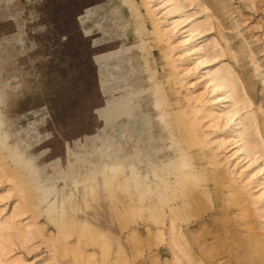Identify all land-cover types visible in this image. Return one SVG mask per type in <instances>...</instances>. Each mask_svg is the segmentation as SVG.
<instances>
[{"label": "rangeland", "instance_id": "obj_1", "mask_svg": "<svg viewBox=\"0 0 264 264\" xmlns=\"http://www.w3.org/2000/svg\"><path fill=\"white\" fill-rule=\"evenodd\" d=\"M191 262L264 264V0H0V264Z\"/></svg>", "mask_w": 264, "mask_h": 264}, {"label": "bare ground", "instance_id": "obj_2", "mask_svg": "<svg viewBox=\"0 0 264 264\" xmlns=\"http://www.w3.org/2000/svg\"><path fill=\"white\" fill-rule=\"evenodd\" d=\"M117 116H120V115H118V114H116V117ZM187 157H188V154L187 155H185L184 157H183V159H182V161L180 162V165L182 164L183 166H188V165H190L189 164V161L187 160ZM113 168V167H112ZM155 172V170H153V172L152 173H154ZM185 172V171H184ZM183 173V172H182ZM186 173V172H185ZM170 228H172L171 226H170ZM171 232V231H170ZM169 233V232H168ZM172 233V232H171ZM171 235V234H170ZM174 235V234H173ZM180 236H182L181 234H179ZM178 235V236H179ZM176 237V236H175ZM177 240V238H175V240L174 241H176ZM176 245V244H175ZM182 252H184L185 254L186 253H188V251L186 250V249H183L182 250ZM187 256V255H186ZM191 264H196V263H192L191 262Z\"/></svg>", "mask_w": 264, "mask_h": 264}]
</instances>
